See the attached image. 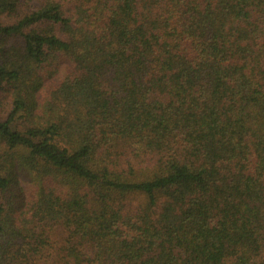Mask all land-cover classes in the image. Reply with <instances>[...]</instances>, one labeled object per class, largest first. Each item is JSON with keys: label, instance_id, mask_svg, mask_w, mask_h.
I'll return each instance as SVG.
<instances>
[{"label": "trees", "instance_id": "obj_1", "mask_svg": "<svg viewBox=\"0 0 264 264\" xmlns=\"http://www.w3.org/2000/svg\"><path fill=\"white\" fill-rule=\"evenodd\" d=\"M0 264H264V0H0Z\"/></svg>", "mask_w": 264, "mask_h": 264}]
</instances>
